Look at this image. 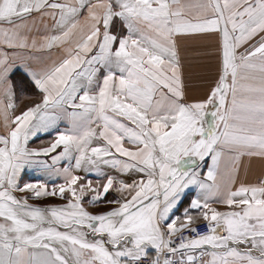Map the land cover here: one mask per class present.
<instances>
[{"label":"snow or ice","instance_id":"snow-or-ice-1","mask_svg":"<svg viewBox=\"0 0 264 264\" xmlns=\"http://www.w3.org/2000/svg\"><path fill=\"white\" fill-rule=\"evenodd\" d=\"M0 126V264H264V0H0Z\"/></svg>","mask_w":264,"mask_h":264},{"label":"crops","instance_id":"crops-1","mask_svg":"<svg viewBox=\"0 0 264 264\" xmlns=\"http://www.w3.org/2000/svg\"><path fill=\"white\" fill-rule=\"evenodd\" d=\"M210 47L205 49V51H209V52H214L215 51V38H211L210 39ZM190 57H191V53H189ZM203 59L207 60L209 59V57L205 56L203 57ZM193 62H195V59L193 58ZM19 94V99L17 101V103L20 105V108L22 109L25 105H29L32 102H35L38 100V94L35 92V90L30 86H25L22 90L18 91ZM19 111V110H18ZM2 126H0V132H2ZM42 140H47L48 137H41ZM40 141H36L33 146H35V144H39ZM258 172V167L254 168L253 171L249 174L248 179L249 180H254L255 179V175ZM27 179V177H26ZM41 205L46 204V203H61V201H59L58 199H52V200H41V201H35Z\"/></svg>","mask_w":264,"mask_h":264},{"label":"built area","instance_id":"built-area-1","mask_svg":"<svg viewBox=\"0 0 264 264\" xmlns=\"http://www.w3.org/2000/svg\"><path fill=\"white\" fill-rule=\"evenodd\" d=\"M203 230V229H202Z\"/></svg>","mask_w":264,"mask_h":264},{"label":"rangeland","instance_id":"rangeland-1","mask_svg":"<svg viewBox=\"0 0 264 264\" xmlns=\"http://www.w3.org/2000/svg\"><path fill=\"white\" fill-rule=\"evenodd\" d=\"M37 203V202H36Z\"/></svg>","mask_w":264,"mask_h":264}]
</instances>
